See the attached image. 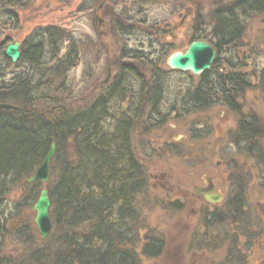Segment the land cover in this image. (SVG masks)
Listing matches in <instances>:
<instances>
[{"label":"rangeland","instance_id":"rangeland-1","mask_svg":"<svg viewBox=\"0 0 264 264\" xmlns=\"http://www.w3.org/2000/svg\"><path fill=\"white\" fill-rule=\"evenodd\" d=\"M232 1L31 0L23 8L12 10L17 21L9 15L8 8L0 6V42L4 39L17 42L21 49L22 43L33 34H39L40 29L54 28L50 29L51 32L62 37L59 57L69 50L78 57L74 61L76 66L69 70L63 85L75 101L73 107L83 109L90 101L92 103L91 98L87 100L92 97L90 91L105 80L108 69L112 77L121 65L134 67L145 78L152 69L168 71V56L185 50L191 41V30L209 31L212 28L211 11ZM257 2L259 11L243 12L237 18L242 27L241 37L233 44L230 58L224 53L217 57L221 62L215 72L221 71L226 56L233 66L226 73L244 74V81L249 83L248 88L238 95V102L233 99L232 93H226L241 106L238 113L222 106L219 93L212 90L204 95L210 101L206 108L185 106L182 102L185 89L196 88L199 81L193 79L191 85H187L188 78L176 73L169 74L161 86L162 100L157 112L149 111V106L142 107L138 112L134 106L119 99L110 104L112 118L136 119L129 135L130 145L146 181L144 189L132 198L134 205L131 204L129 217H135V220H127V227L136 226L137 219L142 217L146 223L144 232L147 233L166 216L161 202L185 195L190 185L198 181L197 175L201 172L216 177L219 169L215 164L220 160L221 144L228 143L226 140L223 142V138L230 131L235 135L236 124L242 117H245L243 120L254 119L251 137L258 143L259 149L255 152L258 155L239 156L235 154L239 152L236 149L233 154L238 155V169L250 168L258 172L248 196L259 211L264 210V180H259L261 173L264 177V97L257 86L258 73L264 67V0ZM99 4L102 6L96 11ZM186 14L190 16L184 28L170 34L169 30L179 24ZM95 15L101 20V25L94 20ZM4 48L0 49V60ZM50 56L46 54L44 57L46 63ZM16 64H20L19 60ZM9 72L12 73V70L0 78V82L10 78ZM130 79L129 87L134 81V78ZM208 96L211 98L208 99ZM111 125L114 126V121ZM213 152L218 154L216 159H212ZM242 153L246 154V150L243 149ZM156 175H164V180L159 182L165 189L160 184L152 188V185H157L152 179ZM26 195L27 190L21 192L16 187L6 203L0 206L5 214L4 233L0 237V264H40L41 261L48 264L57 249V234L52 235V224L45 239L37 233L35 213L32 211L36 200L22 204ZM144 232L140 233L141 237ZM141 237H138L141 239L139 242L126 235L125 242L121 240L120 249L140 254L144 246Z\"/></svg>","mask_w":264,"mask_h":264},{"label":"trees","instance_id":"trees-1","mask_svg":"<svg viewBox=\"0 0 264 264\" xmlns=\"http://www.w3.org/2000/svg\"><path fill=\"white\" fill-rule=\"evenodd\" d=\"M30 1L0 0V6L8 8L17 21L12 10ZM259 9L257 0L219 5L211 11L210 34L201 32L197 37L214 36L220 43H235L242 31L238 16ZM50 29H40L22 43L18 66L3 53L0 60V78L12 70L10 78L0 82V104L16 108L0 110V206L16 187L27 190L22 204L37 199L41 185L26 180L54 144L46 189L57 249L48 264H127L120 243L125 242L123 222L133 194L128 192L125 169L129 135L125 125L111 128L107 124L106 96L83 109L73 107L75 101L63 83L77 56L69 50L59 57L62 37ZM10 42L2 40L0 49ZM46 54L51 55L47 63ZM22 70L27 73H20ZM257 86L264 97V67L258 73ZM4 218L0 210V237Z\"/></svg>","mask_w":264,"mask_h":264},{"label":"flooded vegetation","instance_id":"flooded-vegetation-1","mask_svg":"<svg viewBox=\"0 0 264 264\" xmlns=\"http://www.w3.org/2000/svg\"><path fill=\"white\" fill-rule=\"evenodd\" d=\"M101 6L102 4H99L96 11L100 10ZM189 16V14L184 15L179 24L173 26L172 31L169 30L170 34L183 29ZM94 20L98 21L99 25L102 24L97 15L94 16ZM189 28L191 29V26ZM194 30H191L189 44L195 41H204L212 47L215 53L213 63L205 73L194 76L190 72L171 70L166 64L168 71L159 72L158 69H152L149 71L148 77L145 78L140 76L134 67L121 65L114 77L108 69L105 80L98 86L92 87L90 91L92 102H101L103 95L108 98L106 111L108 113L107 124L110 127L116 128L119 125H125L126 132L130 135L132 124L136 121L135 118L111 117L110 104L118 99L134 106L138 112L146 106H149V111L157 112L158 104L162 100L161 86L171 73L187 77V85H191L193 79L199 81L196 88L185 89V96L182 97L185 106L189 104L192 105V108H206L210 101L204 95L212 90L219 93V101L228 111L234 113L240 111L241 106L237 104V99L243 90L241 85L245 84L248 88L249 83L244 81V74L226 73L229 68H233L227 59L230 58L229 54L234 51L231 48H234L232 46L235 43H220L214 36L198 38L197 34L203 32L209 35L211 29L209 31L202 29L196 32ZM172 37L177 39L176 36ZM222 53L228 54L229 58L225 56L221 71L215 72L221 62L217 57ZM130 78H134V81L129 87ZM226 93H232L233 99H236L237 102ZM208 97V99L211 98V96ZM243 118L245 117L239 119L236 124L235 135L230 131L223 138V142L226 140L228 143L227 145L221 144L220 160L215 164L219 169L217 176L201 172L197 175L198 181L190 185L189 190L184 192L185 195L173 201L161 202V207L165 210L166 215L163 221H157L154 228L145 233L146 223L142 217L137 219L136 226L127 227V220L128 222L135 220V217H129V211L132 208L127 211L128 217L123 222V237L133 236L140 242L141 239L138 238L141 237L140 233H145L141 237L143 239L141 244L144 243L140 250L141 253L135 255L133 252L132 254L126 252L127 264H264V210L259 211L248 196L249 188L258 178L257 171L250 168L240 170L237 168L236 162L238 161L236 156H256L258 153L255 152L259 149L258 143L252 141L251 137L254 133L252 128L255 123L254 119L243 120ZM113 121L114 126L111 125ZM235 149L239 151L235 153L238 155L233 154ZM243 149L246 150V154L242 153ZM251 150L253 152H250ZM217 157L218 154L213 152L212 159ZM125 169L128 171V192L133 193L131 195L133 198L136 193L144 189L146 181L140 165L135 161L130 137H128ZM262 174L259 176V180L263 181ZM152 179L157 183V185H152L153 189L159 184L165 189V186L159 182L161 179L164 180V175H156ZM204 191L208 193L206 194L210 200L204 199L205 197L202 195ZM132 205H134V200ZM132 211L134 213L135 208Z\"/></svg>","mask_w":264,"mask_h":264},{"label":"water","instance_id":"water-1","mask_svg":"<svg viewBox=\"0 0 264 264\" xmlns=\"http://www.w3.org/2000/svg\"><path fill=\"white\" fill-rule=\"evenodd\" d=\"M264 24V20H262ZM20 45L17 42L9 43L3 50L4 57L10 61L11 64H16L20 58ZM215 58L214 50L210 45L204 41H195L189 44L187 49L182 52H174L167 58L166 64L169 69L181 72H190L194 76H198L208 71ZM16 109L9 104H0V110ZM55 145L51 144L47 154L45 155L41 164L36 168L35 172L30 176L26 182L27 184L39 183L43 186L39 195L32 207L35 213L34 226L41 239H45L51 231V219L49 215L50 200L46 185L50 180V163L54 157ZM207 192H203L205 200L208 198Z\"/></svg>","mask_w":264,"mask_h":264}]
</instances>
